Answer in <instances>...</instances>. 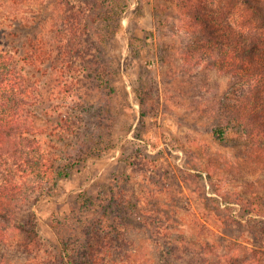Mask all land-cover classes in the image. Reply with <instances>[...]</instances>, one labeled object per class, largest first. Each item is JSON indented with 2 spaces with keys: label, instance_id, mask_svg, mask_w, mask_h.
Instances as JSON below:
<instances>
[{
  "label": "rangeland",
  "instance_id": "374dc122",
  "mask_svg": "<svg viewBox=\"0 0 264 264\" xmlns=\"http://www.w3.org/2000/svg\"><path fill=\"white\" fill-rule=\"evenodd\" d=\"M119 1L128 3L120 10L122 30L113 29L119 18L101 17L104 7L91 15L101 57L113 71L114 94L95 92L111 108L102 121L111 122L112 143L39 203L41 231L51 253L73 251L87 239L90 219L102 216L115 225L126 215L127 226L119 224L125 245L112 248L100 264H164L165 257L168 264L216 262L227 252L222 246L211 252L208 242L218 233L232 237L246 230L242 239L252 244V222L245 218L249 227L228 228L223 222L241 217L251 202L256 209L264 202V142L235 121L224 140L214 135L243 81L215 64L191 20L225 11L238 24L242 4L228 10L225 0H111L105 8ZM35 4L18 2L24 13ZM196 216L209 220L211 229H194ZM76 258L84 264L81 254Z\"/></svg>",
  "mask_w": 264,
  "mask_h": 264
},
{
  "label": "trees",
  "instance_id": "16d2710c",
  "mask_svg": "<svg viewBox=\"0 0 264 264\" xmlns=\"http://www.w3.org/2000/svg\"><path fill=\"white\" fill-rule=\"evenodd\" d=\"M108 1L35 0L34 10L31 4L27 7L32 13H24L18 6L22 0H0V264H76L79 254L84 264H100L112 248L124 244L119 224L127 226L126 215L115 225L100 216L86 224L87 239L79 248L51 253L38 213L39 203L53 196L62 178L112 143L111 122L102 121L111 108L95 99V92L114 94L113 71L101 57V38L93 32L91 15L104 7L101 17L119 18L113 29L120 31V10L128 3L110 4V10L105 8ZM225 2L228 10L242 4L238 24L225 11L191 20L200 28L206 49L215 54V64L243 81L239 98L227 106L225 124L213 132L224 140L235 121L248 136L264 142V0ZM119 204L122 210L124 204ZM252 204L241 217L236 213L223 222L226 228L249 227L245 218L252 222L256 230L251 231L253 240H247L251 246L242 239L246 230L232 237L220 232L208 244L214 254L218 252L212 249L221 246L227 252L219 253L216 262L209 259L210 264H264V202L257 209ZM208 222L196 216L194 229L209 230Z\"/></svg>",
  "mask_w": 264,
  "mask_h": 264
}]
</instances>
